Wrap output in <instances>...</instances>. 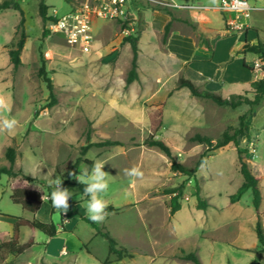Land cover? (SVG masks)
Here are the masks:
<instances>
[{
	"label": "rangeland",
	"instance_id": "374dc122",
	"mask_svg": "<svg viewBox=\"0 0 264 264\" xmlns=\"http://www.w3.org/2000/svg\"><path fill=\"white\" fill-rule=\"evenodd\" d=\"M5 1L11 0H0V4ZM12 1L19 4L22 12L13 6L0 11V95L10 108L0 111V117L15 118L18 124L12 131H0V167L10 166L6 151L12 147L16 151L14 170L33 180L23 176L0 178V246L12 238L17 218L44 224L53 222L59 229L73 217L72 205L86 211L89 197L81 192L82 183L75 177L85 170L91 171L85 161L102 160L106 162L104 171L109 173V188L102 198L117 211L108 213L104 222L97 225L108 230L119 247L147 250L149 254L140 255L136 264H191L177 261L182 249L196 252L203 264H264V253L246 249L259 244L250 226L254 211L252 191H246L235 204L230 200L243 184L237 147L231 143L208 150L207 145L192 140L194 135L201 134L216 142L223 133L233 132L248 106L221 107L192 96L188 89L185 93L178 88L184 75L175 74L179 64L172 60L163 40L169 22L162 16L169 15L171 29L177 28L179 21L172 16L182 15L181 11H165L145 2L131 1L124 20L97 22L93 50L87 54L69 46L59 34L43 38L45 27L39 14L42 0ZM45 2L49 16L69 11L68 0ZM203 2L218 4L217 0ZM249 2L259 8L252 13V19L263 30L260 37L264 41V2ZM22 18L27 35L21 54L24 62L14 71L8 51L18 40ZM181 21L184 32L204 36V31H195ZM138 32H141L138 79L127 84L132 51L124 39ZM217 32L231 35L227 25ZM43 64L58 98L52 107L48 106L49 90L39 74ZM160 107L163 123L157 138L171 148L175 160L193 170L202 155H208L194 178L173 172L171 160L160 149L144 144L150 135V115L156 114ZM249 129L260 137L251 134L250 139L241 137L238 146L263 179L264 195V100L253 108ZM88 135L93 143L111 140L121 146L92 147L81 157L77 169H73ZM250 141L255 143V153L249 150ZM133 167L143 176L125 174L126 169ZM57 178L72 193L66 217L52 206L50 199ZM197 185L202 199L212 205L205 213L196 207ZM171 188L182 193V209L173 218L169 214L172 196L165 194ZM42 196L49 198L42 200ZM14 198L21 203L16 204ZM26 202L29 205H24ZM83 214L88 218L87 211ZM20 229V240L27 250L21 255H9L0 248V264H65L64 255L52 261L47 258L45 248L50 238L28 226ZM96 233L90 224L82 222L77 231L60 237L69 239L66 246L71 256H78L77 264H98L88 255V248L97 258L104 259L102 264L135 263L134 250L126 249L125 256L118 259L109 254L108 241ZM171 255L177 260L171 259Z\"/></svg>",
	"mask_w": 264,
	"mask_h": 264
},
{
	"label": "trees",
	"instance_id": "16d2710c",
	"mask_svg": "<svg viewBox=\"0 0 264 264\" xmlns=\"http://www.w3.org/2000/svg\"><path fill=\"white\" fill-rule=\"evenodd\" d=\"M11 6L14 7V9L21 11L19 4L14 3L11 1H5L2 4H0V11L3 9H8ZM22 12V11H21ZM40 17L44 23V27L46 25V22L52 18L48 15V6L46 5L45 0H42L40 4V10H39ZM173 19H176V17L173 15ZM189 26H191L195 31H201V28L198 26V24L184 20ZM24 18H22L17 34H18V40L16 43L12 45V48L9 49L8 55H9V61L12 64L13 70L17 71L20 66L22 65V59L21 54L25 48L27 35L24 30ZM171 31V23L167 24L165 28V33L163 36L164 42H167V39L169 37ZM49 35V32L45 29L43 33V38H46ZM141 32L136 33L135 35L128 36L124 39V42L130 45L131 51H132V61H131V69L129 71V75L127 78V84H131L133 81L138 79V56H139V40H140ZM200 39L202 43L207 47L210 48L208 40L200 36ZM243 53H254L258 54L263 60H264V43L257 42V43H247L244 46ZM40 76L43 77L47 88L50 93V103L49 107H52L58 103V98L54 91V85L52 82V79L48 76L46 72L45 65L43 64L40 69ZM252 89L254 90V96L253 98H249L244 95H231L229 98H223L215 93H212L207 90H200L191 80L180 78L178 81V88H187L192 96L197 98H202L206 100H210L213 103H215L218 106L221 107H229L231 109H237L238 107L242 105H247L248 110L239 117L238 121V127L234 129L233 132H225L223 133L222 137L217 140L216 142L213 141L209 136L196 134L192 137V140L194 142H198L199 144H205L208 147V150H216L220 148H224L227 145L233 143L237 147V155H238V161L240 165V174L243 178V184L240 186L238 191L231 196V203H236L240 201L243 194L251 190L253 194V206L256 211V223L254 226V231L256 234V238L259 242V250L261 252H264V211H261L260 207L262 204V193H261V186H260V177H258L254 171L253 167L251 166V161L248 158V156L239 148V139L241 137H245L247 139H250V129H249V122L250 118L253 114V108L255 106H258L261 104V102L264 100V79L257 80L251 84ZM164 103H161L160 106L162 107ZM159 108L156 114L152 113L150 115L152 125L150 130V135L145 140L144 144L148 147H156L160 149L170 160H171V169L173 172H179L182 174H185L189 177H195V173L199 169V167L204 163V158H206L208 155L207 153L202 155L200 160L196 163V166L193 170H189L185 166L179 164L172 153L171 148L166 144L165 141L157 138V133L162 128V117H163V110L162 108ZM110 146H121V143L118 141H111V140H105L97 143H93L90 140V136H87V143L85 146H83L80 150V157L77 159L76 163L73 166V169H77L79 163L82 161L81 157L85 156L88 151L92 147H110ZM6 158L10 163V166H1L0 167V178L3 176H8L11 178H16L18 176H23L26 180L32 181L33 179L27 175H24L22 171L16 172L14 170V164L16 160V151L14 148L9 147L6 151ZM89 164V166L92 168L93 162L92 161H85ZM84 187L85 185H80V190L82 193H84ZM196 190V197H197V208L199 210H205L208 206V202L203 200L200 195V187L197 185ZM166 195H171V203H170V215L173 216L178 211L181 210L182 205L180 203V199L182 197L181 190L178 188H171L167 189L165 191ZM14 202L16 204H20V201H17L14 198ZM71 202V198L69 199V203ZM29 203L26 202L24 205ZM71 216L73 217H80L83 221L87 222L91 225V227L97 232L98 235L102 236L108 241L109 244V254L116 255L118 259H122L126 254V249L123 247L118 246L117 240L111 235V233L106 229H100L97 225V223H94L88 218H85L80 213L79 209L72 205L71 207ZM117 209L114 206H108L107 212L112 213L116 212ZM17 223L13 229L12 238L4 243L1 244L0 248H2L4 251H6L9 255H21L25 253L27 250V246L23 245L21 243V227L22 226H28L31 229L38 230L42 232L45 236L48 238H55L58 235V229L56 228L55 224L53 222L49 224L40 223L37 221H30L22 218H17ZM181 260L184 261H190L194 264H203L199 255L196 252H186L185 250L181 251V255L179 256ZM6 264H12V263H6Z\"/></svg>",
	"mask_w": 264,
	"mask_h": 264
},
{
	"label": "crops",
	"instance_id": "0c3cea01",
	"mask_svg": "<svg viewBox=\"0 0 264 264\" xmlns=\"http://www.w3.org/2000/svg\"><path fill=\"white\" fill-rule=\"evenodd\" d=\"M217 1L219 4L220 0ZM255 1L256 4L264 2V0ZM185 3L201 4L210 7V9L204 13L194 11H181L180 14L182 15H174L176 19H178L175 21H179L176 24L179 27L171 29L166 42V47L172 60L179 64V68L175 71V74L182 73L184 75V77L182 78L191 80L200 90L210 91L223 98H229L231 95H244L252 99V95H254V90L252 89L251 84L258 80L256 74L252 70V67L255 62L261 57L258 54L254 53L245 54L243 53V49L245 44L247 43H264V41H262L260 37V35L263 33V30L256 25L255 20L251 17L248 22V27L243 31L231 32L230 36L219 35L218 32L217 34H215V32L220 31L224 27V25H227L228 19L231 18V15L218 12L215 9L218 4L209 5L204 3L203 0H187ZM146 17L147 23L151 25L152 23L149 19L150 15L148 13H146ZM162 17L163 19H167L170 23L171 18L169 15L164 14V16ZM181 20H188L198 24V26L201 28V31L205 32L204 36L202 37L208 40L210 48H207L202 43L200 39L201 35L197 37L194 33L192 34L189 30L184 32L183 29L180 28L182 23ZM211 31H213V35H211ZM22 62H24L23 55ZM186 89L187 88H181V90L185 93L188 91H186ZM250 134L252 136L256 135V138L260 137L258 136L259 134H256L252 129H250ZM253 171L256 174L254 168ZM262 183L263 179L260 177V186L262 193L261 206H263L264 204ZM209 207H212V205H210L208 202V206L206 209H208ZM206 209L201 211L205 213ZM79 211L82 216H84V212L86 213L85 210L82 212L79 209ZM220 211L221 210H219V212ZM177 213L173 216L170 215V217H175ZM251 215L252 221L250 222V226L254 231V226L257 219L255 208L254 211H251ZM82 222L85 221H83L80 217H71L70 221L64 223V227L62 226L58 229V235L56 236V238L49 239L45 248V252L47 258L50 261L54 260L53 258H56L57 256L64 255L66 256L65 264H77L78 256H71L66 246L69 239L60 237V235L64 233H74L78 230V227ZM123 248L129 251L134 250L132 255V258L135 259L134 264L137 263L140 255L147 256L149 254L147 250H142L139 252L136 249V246H128ZM246 249L248 251L264 253L259 250V244L253 246L252 248ZM255 249L258 250L255 251ZM87 253L93 261L98 264H102L101 261H103L104 259L97 258L91 248L87 249ZM157 255L160 256L162 254ZM172 257H174V255H171L170 258L177 260L176 258ZM177 261L182 263L194 264L190 261H184L181 259Z\"/></svg>",
	"mask_w": 264,
	"mask_h": 264
},
{
	"label": "built area",
	"instance_id": "2783aa9c",
	"mask_svg": "<svg viewBox=\"0 0 264 264\" xmlns=\"http://www.w3.org/2000/svg\"><path fill=\"white\" fill-rule=\"evenodd\" d=\"M131 1L148 3L165 11L209 10L210 7L195 3H180L179 0H68L69 11L58 16L52 15L45 25L50 35L59 34L72 48L89 54L95 43V25L99 21L124 20ZM180 5V7H176ZM215 9L231 15L227 26L231 32L243 31L248 27L252 13L259 8L249 0H220ZM49 56V52L46 53ZM258 80L264 79V60L260 58L252 67ZM249 150L255 153V143L250 141ZM63 216H68L63 213Z\"/></svg>",
	"mask_w": 264,
	"mask_h": 264
},
{
	"label": "clouds",
	"instance_id": "9594fccd",
	"mask_svg": "<svg viewBox=\"0 0 264 264\" xmlns=\"http://www.w3.org/2000/svg\"><path fill=\"white\" fill-rule=\"evenodd\" d=\"M216 0H212L215 3ZM180 7V5H176ZM10 108L6 102V98L0 95V111ZM18 121L15 118L8 119L0 117V131H12L16 128ZM106 162L102 160H96L91 168V171L85 170L82 175H78L75 178L85 185L84 194L89 197L86 205V211L88 218L94 223H103L108 216L107 208L108 204L103 195L108 191V175L109 173L104 171ZM125 174L133 177H142L143 173L133 167L132 169H126ZM30 175L34 176L33 172ZM54 190L51 192L52 206L61 213L67 214L69 210V199L72 197V193L62 185V179L57 178L54 181ZM38 187V186H37ZM49 197L42 196V200H47Z\"/></svg>",
	"mask_w": 264,
	"mask_h": 264
}]
</instances>
